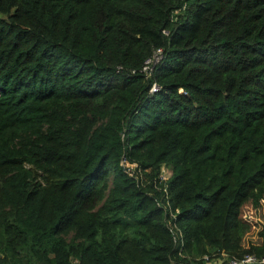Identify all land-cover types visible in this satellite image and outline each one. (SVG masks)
<instances>
[{"label": "trees", "instance_id": "obj_1", "mask_svg": "<svg viewBox=\"0 0 264 264\" xmlns=\"http://www.w3.org/2000/svg\"><path fill=\"white\" fill-rule=\"evenodd\" d=\"M263 205L264 0H0V264L262 257Z\"/></svg>", "mask_w": 264, "mask_h": 264}, {"label": "built area", "instance_id": "obj_2", "mask_svg": "<svg viewBox=\"0 0 264 264\" xmlns=\"http://www.w3.org/2000/svg\"><path fill=\"white\" fill-rule=\"evenodd\" d=\"M161 55H162V50L156 49L154 50L153 54L148 59H146L144 66L142 67L141 70L142 72H144L146 77L150 75L153 66L160 60ZM157 89H158L157 85L153 84L149 91L154 92ZM123 166L130 167L129 164L125 163L124 161H123ZM157 178H158V183H163L167 180L168 172L164 167L161 168L159 172V176H157ZM158 189L162 191V194L163 192L166 191V188L164 186L163 188L158 187ZM160 203L161 201H159L158 198H156V205L160 206ZM165 205H169L168 200H165ZM173 240H176L175 234H173ZM179 255L182 257L184 256V254H182L180 251H179ZM200 260L201 262L199 264H264V256L258 257L254 254H245L242 257H231V256H227L224 253L217 254L215 253V251L214 252L211 251V253L203 255L201 258H196L195 259L196 263L186 262V261H178V262L171 261V264H198L197 261Z\"/></svg>", "mask_w": 264, "mask_h": 264}, {"label": "rangeland", "instance_id": "obj_3", "mask_svg": "<svg viewBox=\"0 0 264 264\" xmlns=\"http://www.w3.org/2000/svg\"><path fill=\"white\" fill-rule=\"evenodd\" d=\"M132 167V164H129ZM251 219V218H250ZM253 227L250 232L245 235L244 244L246 245L248 242L259 243L262 238L260 236V232L264 228V205L260 208L256 214H253Z\"/></svg>", "mask_w": 264, "mask_h": 264}]
</instances>
